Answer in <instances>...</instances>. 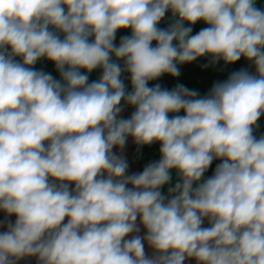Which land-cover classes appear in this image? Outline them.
Instances as JSON below:
<instances>
[{"label": "clouds", "instance_id": "1", "mask_svg": "<svg viewBox=\"0 0 264 264\" xmlns=\"http://www.w3.org/2000/svg\"><path fill=\"white\" fill-rule=\"evenodd\" d=\"M200 57L255 72L149 86ZM261 116L256 0H0V264H264ZM129 137L159 160L129 174Z\"/></svg>", "mask_w": 264, "mask_h": 264}, {"label": "crops", "instance_id": "2", "mask_svg": "<svg viewBox=\"0 0 264 264\" xmlns=\"http://www.w3.org/2000/svg\"><path fill=\"white\" fill-rule=\"evenodd\" d=\"M256 5L259 8H264V0H256ZM170 16H171L170 12L166 14V17L164 18V20L161 21L159 25L161 28H166L168 26ZM192 27H193L192 34H195L202 28L207 27V25L204 24L202 21H200L197 22V24ZM130 34H131L130 29L119 30L117 33V38L115 43L118 45L121 36L130 35ZM204 65H208V67H204ZM36 67L42 69L47 73H51L54 78L60 79L59 73L56 71L55 66L52 62H49L47 60H41L38 62ZM178 67L180 69L179 77L174 78L170 75L165 74L156 81H150L149 86H154L155 84L159 83L162 88L171 90L177 84H183L189 89H194L198 91L200 96H204L212 88L214 83L223 82L227 80L228 77L235 71H239L241 69H247L250 72L253 73L255 72L254 66H252L251 63L243 57H241L239 61L228 65H225L222 60L216 63L215 65H213L210 63L209 57H200L194 62L178 65ZM100 74H101V70L99 69L93 71L89 75V82L98 80ZM122 78L125 81L127 90L131 91V83H130V79L128 78V74L124 73ZM133 111H134L133 107L125 106V110L122 112L121 115L124 118H128ZM180 115H183V112H181ZM258 125L259 127L256 129L255 132V135H257V137L264 134V116H261V118L258 121ZM159 147H160L159 143H154L150 146H143L138 148V146L133 142L132 138L129 137L126 147L123 151V155L126 157L129 164V170H128L129 174L141 172L148 163L158 161L160 158ZM114 151L119 152V149L114 148ZM220 162L221 161L219 160L213 161L212 165L209 167L208 171L204 174V177L202 179H207L211 177L214 173L215 167ZM177 180L178 177L175 171H173L172 181L170 185H166L162 189V193L167 195L168 187L174 186ZM72 187H74V185H72ZM4 215L5 214L2 211H0V219H3ZM10 219L14 221L15 217L13 216ZM204 226L205 227L208 226L207 220H205ZM3 230L5 229L0 228V231ZM144 232L145 230L141 228L140 234L144 235ZM145 247L146 250L149 252V254H151L152 250L148 247L146 243H145ZM18 264H37V260L34 257L25 258L19 261ZM185 264H196V262L195 260H187L185 261Z\"/></svg>", "mask_w": 264, "mask_h": 264}, {"label": "built area", "instance_id": "3", "mask_svg": "<svg viewBox=\"0 0 264 264\" xmlns=\"http://www.w3.org/2000/svg\"><path fill=\"white\" fill-rule=\"evenodd\" d=\"M214 161H216V160H214Z\"/></svg>", "mask_w": 264, "mask_h": 264}]
</instances>
